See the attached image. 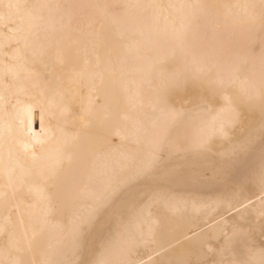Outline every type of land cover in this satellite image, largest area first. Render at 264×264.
<instances>
[{
	"label": "bare ground",
	"instance_id": "bare-ground-1",
	"mask_svg": "<svg viewBox=\"0 0 264 264\" xmlns=\"http://www.w3.org/2000/svg\"><path fill=\"white\" fill-rule=\"evenodd\" d=\"M0 15V264L264 262V0Z\"/></svg>",
	"mask_w": 264,
	"mask_h": 264
},
{
	"label": "snow or ice",
	"instance_id": "snow-or-ice-1",
	"mask_svg": "<svg viewBox=\"0 0 264 264\" xmlns=\"http://www.w3.org/2000/svg\"><path fill=\"white\" fill-rule=\"evenodd\" d=\"M6 7H8L9 9H12V8L19 9L21 6L16 5V4H9ZM4 20H5V17L3 15H0V22H3ZM91 218H92V212H90L89 217H88V221H86V222H90ZM98 264H104V262L100 261V262H98ZM262 264H264V262H262Z\"/></svg>",
	"mask_w": 264,
	"mask_h": 264
}]
</instances>
